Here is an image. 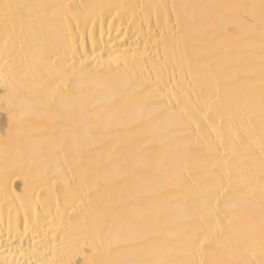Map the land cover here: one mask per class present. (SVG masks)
I'll return each instance as SVG.
<instances>
[{
	"label": "bare ground",
	"instance_id": "obj_1",
	"mask_svg": "<svg viewBox=\"0 0 264 264\" xmlns=\"http://www.w3.org/2000/svg\"><path fill=\"white\" fill-rule=\"evenodd\" d=\"M0 264H264V0H0Z\"/></svg>",
	"mask_w": 264,
	"mask_h": 264
}]
</instances>
